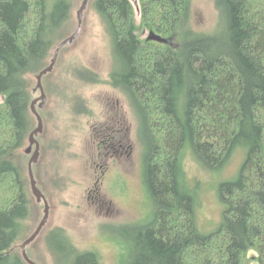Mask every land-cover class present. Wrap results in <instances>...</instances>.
Returning <instances> with one entry per match:
<instances>
[{"label": "trees", "instance_id": "trees-1", "mask_svg": "<svg viewBox=\"0 0 264 264\" xmlns=\"http://www.w3.org/2000/svg\"><path fill=\"white\" fill-rule=\"evenodd\" d=\"M139 2L140 25L130 0H94L113 42L112 81L141 122L155 206L149 224L128 232L125 264H264V0H218L225 36L188 30L189 0ZM72 9L73 0H0V264H28L14 251L29 202L13 155L32 124L28 76L46 70L68 39ZM188 144L212 169L248 150L239 178L221 187L228 210L210 236L199 233L195 199L184 190ZM48 242L59 264H102L61 229Z\"/></svg>", "mask_w": 264, "mask_h": 264}, {"label": "rangeland", "instance_id": "rangeland-1", "mask_svg": "<svg viewBox=\"0 0 264 264\" xmlns=\"http://www.w3.org/2000/svg\"><path fill=\"white\" fill-rule=\"evenodd\" d=\"M130 1L140 25V2ZM83 2L73 0L67 38L78 28V12ZM189 4L188 30L225 36L218 0H189ZM140 33L142 38L149 36L147 31ZM55 50L46 60V67L51 64ZM114 69L111 36L94 0H89L79 37L62 49L53 71L42 79L47 99L43 109L36 108L43 121V132L37 135L41 150L33 174L50 207L46 226L26 250L36 264H59L48 242L56 229L63 230L80 252H96L102 264H125L130 257L128 232L149 224L154 217L155 206L144 183L141 122L127 94L114 87L111 77ZM37 77L28 76L32 102L41 96L40 91L35 92ZM118 99L122 115L125 112L130 123L133 149L124 156L106 158L103 164L108 165V171L103 176V170L97 166V127L116 118L113 108L118 107ZM2 103L0 97V106ZM32 116L30 132L13 155V161L21 168L29 202V216L14 247L18 254H22V245L34 235L45 216L44 204L38 203L34 196L29 175L32 155L27 154V149L39 126L36 116L33 113ZM247 154L248 150L238 148L228 164L212 169L199 159L190 144L184 149L181 160L184 190L195 199V218L201 235L210 236L221 229L228 210L221 187L239 178ZM121 178L126 184L119 183ZM118 183L121 188H116Z\"/></svg>", "mask_w": 264, "mask_h": 264}, {"label": "flooded vegetation", "instance_id": "flooded-vegetation-1", "mask_svg": "<svg viewBox=\"0 0 264 264\" xmlns=\"http://www.w3.org/2000/svg\"><path fill=\"white\" fill-rule=\"evenodd\" d=\"M112 83H113V81H112ZM113 85H114V87H118L114 83H113ZM118 88L122 89L121 87H118ZM35 92H37L36 89H35ZM124 92H125V94H127L126 91H124ZM40 95H41V92H40ZM128 98H129V96H128ZM38 99L39 98H36L32 102V104L35 101H38ZM119 101L120 100L118 99L116 102L118 107L113 108V110L116 111L115 114H117L116 118H113L112 120L107 121L104 124L97 127L96 139H97V149L99 151L98 152L99 162H98L97 166L103 170V173H102L103 176H105L106 172L108 171V165L104 166L103 163L107 159H109V157H115V156L121 157V156H124L125 154H129L130 151L132 152V149H133L132 144H131L130 123H129V120H128L125 112H123V115H122V107H120L121 102H119ZM40 102L41 101H38V103L35 106H36V108L41 110V109H43L45 104L42 106V103H40ZM32 104H31V108H32ZM32 112H33V110H32ZM37 112H38V110H37ZM36 118H37V116H36ZM37 120H38V118H37ZM36 141L40 145V142L38 141L37 136H36ZM30 145H31V142H30ZM35 150H36V144L33 145V149H32V152L30 154V155H32V157L35 153ZM40 150H41V146H40ZM120 180H122V181H120ZM120 180H119L120 184H122V185L126 184V180L124 178H121ZM119 183L117 184L116 188H118V187L121 188ZM37 187H38V184H37ZM116 188H115V190H118ZM39 191L41 192L40 189H39ZM32 192H33L34 196L36 197L38 203L44 204V207H45L44 200L42 199V201L39 202L38 196L34 193L33 189H32ZM44 213H45V208H44Z\"/></svg>", "mask_w": 264, "mask_h": 264}, {"label": "water", "instance_id": "water-1", "mask_svg": "<svg viewBox=\"0 0 264 264\" xmlns=\"http://www.w3.org/2000/svg\"><path fill=\"white\" fill-rule=\"evenodd\" d=\"M133 2H134V4H137V0H134ZM88 3H89V0H84L81 9L78 12V22H79V25H78V28H77L76 32L71 37H69L64 42H62V44H60V46L55 51V54H54V57H53V60H52V62L50 64V66L46 70H44L37 77L38 84H37L36 91H40L41 92V97L38 99V101H42V106L46 103V99H47L46 98V95H45V92H44L43 85H42V79H43V77L45 75H47L48 73H51L53 71V69L55 67V64H56V62L58 60L59 54L62 51V49L65 48V47H67V46H71L75 42V40L79 37V35H80L81 31H82L83 16H84V13H85V11L87 9ZM148 41H154V42H160L162 44H168V40L162 38L161 36L157 35L154 32H150L149 33ZM38 101H35L32 104V110H33V113L38 118L39 126L33 132V134L31 135V138H30L31 145H30L29 149L27 150V154H31L32 149H33V145L36 144L35 153H34L32 159L30 161V164H29V175H30V179H31L32 189H33L34 193L38 196L39 202H41L42 199L45 202V216H44V219L41 222L40 226L38 227L37 231L34 233V235L31 238H29L22 245V254H23V257H24L25 261L28 264H36V263L29 258L28 254H27V251H26L27 250V247L31 243H33L36 240V238L40 235L41 231L43 230V228L46 226V224L48 222L49 214H50L49 204H48L45 196L42 194V192L39 191V189L37 187V182H36L35 177H34V174H33V165L38 162L39 156H40V145L36 141V136L38 134H40V133L43 132V121H42L41 116L38 114V112L36 110V106H35L38 103Z\"/></svg>", "mask_w": 264, "mask_h": 264}]
</instances>
